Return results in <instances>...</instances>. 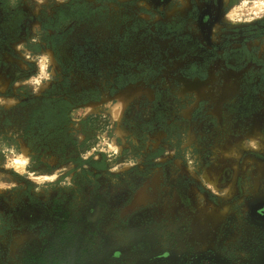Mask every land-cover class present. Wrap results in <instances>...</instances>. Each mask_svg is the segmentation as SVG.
Here are the masks:
<instances>
[{"label": "rangeland", "instance_id": "374dc122", "mask_svg": "<svg viewBox=\"0 0 264 264\" xmlns=\"http://www.w3.org/2000/svg\"><path fill=\"white\" fill-rule=\"evenodd\" d=\"M0 264H264V0H0Z\"/></svg>", "mask_w": 264, "mask_h": 264}]
</instances>
